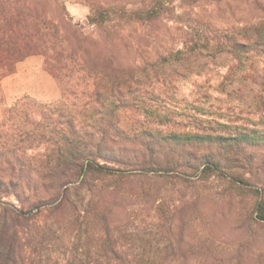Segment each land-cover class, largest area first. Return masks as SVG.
<instances>
[{"label":"trees","instance_id":"obj_1","mask_svg":"<svg viewBox=\"0 0 264 264\" xmlns=\"http://www.w3.org/2000/svg\"><path fill=\"white\" fill-rule=\"evenodd\" d=\"M67 1L0 0V80L26 57L42 55L60 89L57 100L24 95L3 108L0 264H166L172 255L161 247L163 205L155 207L157 231L132 228L117 217L122 185L137 172L218 171V160L198 157L190 147L216 145L229 154L263 142L264 131H228L226 123L167 131L161 119L154 125L160 112L137 94L142 66L128 61L129 53L145 65L149 44L176 39L191 53L214 44L237 59L252 51L264 56V18L212 32L186 9L199 0H74L88 8L87 23L98 30L94 35L72 20ZM163 21L175 26H160ZM155 55L179 62L187 53L170 49ZM249 72L237 90L261 96L264 75ZM230 75L231 70L225 78L233 83ZM254 209L264 222L263 197Z\"/></svg>","mask_w":264,"mask_h":264},{"label":"rangeland","instance_id":"obj_2","mask_svg":"<svg viewBox=\"0 0 264 264\" xmlns=\"http://www.w3.org/2000/svg\"><path fill=\"white\" fill-rule=\"evenodd\" d=\"M66 9L85 32L97 35L98 30L87 23L89 10L85 5L68 0ZM186 9L192 10L198 26L212 32H230L264 18V0H199L195 7ZM160 26L175 25L163 21ZM149 46L147 64L135 53H129L128 61L142 66L135 88L160 112V118H152L154 125L161 119V127L167 131L213 129L217 123H226L228 131L235 127L264 131V90L261 96H242L237 90L240 78L249 71L264 75V56L252 51L237 59L230 52H218L214 44L191 53L176 39ZM170 49H183L187 55L179 62H164L155 55ZM229 70L233 83L225 78ZM24 95L42 102L60 97L42 55L26 57L0 80V117L5 106ZM190 149L198 157L210 155L218 160L220 170L201 173L179 167L178 176L132 174L120 189L118 219L132 228L147 226L154 231L158 221L155 207L162 204L166 225L161 247L172 255L166 264H264V222L256 218L254 209L257 199L264 198V191L254 190L264 188V141L229 154L209 144ZM237 178L248 184L239 183ZM6 200L17 203L14 198Z\"/></svg>","mask_w":264,"mask_h":264}]
</instances>
